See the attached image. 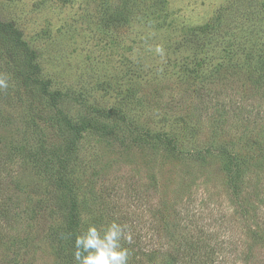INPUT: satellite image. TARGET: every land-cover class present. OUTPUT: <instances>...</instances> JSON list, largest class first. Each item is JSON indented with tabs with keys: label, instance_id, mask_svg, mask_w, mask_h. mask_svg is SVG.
Segmentation results:
<instances>
[{
	"label": "rangeland",
	"instance_id": "obj_1",
	"mask_svg": "<svg viewBox=\"0 0 264 264\" xmlns=\"http://www.w3.org/2000/svg\"><path fill=\"white\" fill-rule=\"evenodd\" d=\"M0 20L65 92L28 89L0 34V264H76L72 203L79 234L127 225L128 264H264V0H0Z\"/></svg>",
	"mask_w": 264,
	"mask_h": 264
},
{
	"label": "trees",
	"instance_id": "obj_2",
	"mask_svg": "<svg viewBox=\"0 0 264 264\" xmlns=\"http://www.w3.org/2000/svg\"><path fill=\"white\" fill-rule=\"evenodd\" d=\"M0 34L4 35L5 38H7L9 40L12 48H17V50L21 49L28 55L29 69L30 70L28 71L26 78L22 79L23 82L25 83V86L28 87V89H30L32 84H35L37 86L40 85L43 93L48 95L50 97L53 105L58 108V102L60 100V97L64 96L65 92H61L59 90L51 91L49 89L48 83L44 80V78L41 75V73H42L41 66L39 63H37V61H35L37 53L35 50H33L31 48L28 41L25 40V38L23 36V31L21 29H19L18 27H16L15 24L11 21H1L0 20ZM10 61H11V58H10ZM29 105H30L29 108H31L32 110H37L35 112L36 116H33L34 119H36L37 117H43L44 115L47 114L45 112H41L40 109L37 108L35 105H33V104H29ZM92 108H93V110L99 111L100 113L107 114V115L108 114H117L122 118V120L130 123L127 115L124 113H121V111L117 108H110L107 110L99 109L95 106ZM66 119L63 116V120L66 121ZM68 123H69V125L74 126L79 132L84 128L83 125L78 124V123H74L71 121V119L68 120ZM135 127L137 129H139V127H137V126H135ZM146 135L148 137L157 138V140L160 141V143H162L163 145H167L169 143L172 144L173 146L176 145L175 138H173L172 136H168V135L164 134L163 132H156V133L146 132ZM71 147H72V145L70 146L69 149H71ZM67 153L68 152H66L65 154H62V156L59 157L60 168H63L65 163H66L65 156ZM65 221H66L65 232L70 238V243L72 245V249L74 252V250H75V238L79 234V230L81 227V220L79 217V212H78L77 206H75L74 203L71 204V208L69 209V214L66 217ZM185 255H187V254H185ZM187 258L188 257H186V256L182 257L183 260L187 259ZM177 262L178 261H176V263H175V260H174L172 264H179V262L178 263ZM186 262L184 261L183 264H185ZM70 263H71V261H70Z\"/></svg>",
	"mask_w": 264,
	"mask_h": 264
},
{
	"label": "clouds",
	"instance_id": "obj_3",
	"mask_svg": "<svg viewBox=\"0 0 264 264\" xmlns=\"http://www.w3.org/2000/svg\"><path fill=\"white\" fill-rule=\"evenodd\" d=\"M155 52L163 56V46L157 45ZM7 86L6 79L0 76V88ZM126 229L127 225L122 226L115 220L103 228L88 224L86 230L75 238L73 256L76 264H128L129 250L121 243L122 239L131 240Z\"/></svg>",
	"mask_w": 264,
	"mask_h": 264
}]
</instances>
